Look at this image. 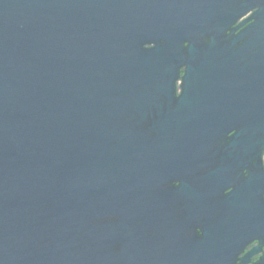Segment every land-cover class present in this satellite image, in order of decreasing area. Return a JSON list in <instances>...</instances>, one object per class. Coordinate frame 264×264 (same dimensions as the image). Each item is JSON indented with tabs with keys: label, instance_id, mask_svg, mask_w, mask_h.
I'll return each instance as SVG.
<instances>
[{
	"label": "water",
	"instance_id": "95a60500",
	"mask_svg": "<svg viewBox=\"0 0 264 264\" xmlns=\"http://www.w3.org/2000/svg\"><path fill=\"white\" fill-rule=\"evenodd\" d=\"M228 125L257 168L222 198L194 182L208 217L185 238L157 195L188 183L159 162ZM263 147L264 0H0V264H234L264 235Z\"/></svg>",
	"mask_w": 264,
	"mask_h": 264
},
{
	"label": "flooded vegetation",
	"instance_id": "af4514ba",
	"mask_svg": "<svg viewBox=\"0 0 264 264\" xmlns=\"http://www.w3.org/2000/svg\"><path fill=\"white\" fill-rule=\"evenodd\" d=\"M255 11L256 9L248 10L235 21L227 33L252 16ZM249 23L250 22H247V24ZM247 24L237 29L233 36H236ZM242 42L243 41L236 42L233 47L242 48L244 46ZM241 83L243 82H237L239 89H241V87L246 89ZM247 88L249 89L248 86ZM177 93H180L179 88ZM248 96L249 99L247 100L245 98L242 99L240 95L236 99L239 116L241 115V111L243 112L246 110L241 105L247 103V107H250L252 103L250 92ZM225 130L226 133L220 134L211 140L206 148L207 154H203L202 158L193 156L186 160L185 163L182 158L172 164L170 163L171 159L174 160L175 157L167 156L162 167L159 162V171L160 169L162 172L170 170V178H185L188 183L183 187L176 179L174 181L170 180L167 184L163 185L164 187H159L158 192L160 194L157 195V199L159 201L161 200L165 205L166 218L170 223L177 225L179 231L185 238L189 235L187 228L190 230L191 227H195L198 236H202L199 225L202 222L204 223L208 217L206 203L203 202L205 199L203 194H198V199L194 197V182L202 179L201 177L203 176L217 177L215 183L218 188V193L220 192L217 198H222L239 189L241 183L254 173L257 168L258 152L255 139L250 141L244 139H242V141H235L233 136L239 130L238 125H228ZM259 157L264 170V147L260 150ZM174 188H178L179 192L171 193L170 190ZM217 198L214 197V199ZM262 199L264 201V187ZM213 216L216 219H220V214H213ZM182 227H185V230H183ZM242 242L241 244L239 241L236 248L231 250V253L235 254L234 264H258L260 258L264 255V235L257 239L255 232L249 233Z\"/></svg>",
	"mask_w": 264,
	"mask_h": 264
}]
</instances>
